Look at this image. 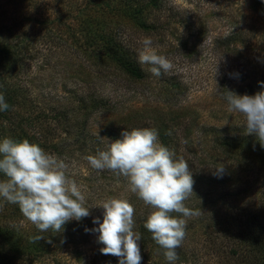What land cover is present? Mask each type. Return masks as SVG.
Returning a JSON list of instances; mask_svg holds the SVG:
<instances>
[{"label": "rangeland", "instance_id": "rangeland-1", "mask_svg": "<svg viewBox=\"0 0 264 264\" xmlns=\"http://www.w3.org/2000/svg\"><path fill=\"white\" fill-rule=\"evenodd\" d=\"M127 1L0 0V43H9L11 55L17 56L2 77L16 82L18 94L24 97L8 120H0V140L21 139L16 123L23 119V131L45 140V151L70 164L88 205L95 206L90 216L71 220L79 229L68 240L40 232L22 213L17 214L15 204L0 198V228L11 229L16 240L14 262L119 264L118 257L100 251L104 245L98 241L99 233L86 231L99 227L93 223L95 218L103 222L104 209L99 205L109 198L128 199L134 205L137 232L154 209L130 191L124 177L93 169L85 157L105 150L115 141L113 135L122 139L126 129L164 127L171 130L169 148L184 157L194 179V193L186 206L202 212L185 218L186 238L176 250L175 264H241L242 253H230L238 248L237 241L228 245L220 231L236 217L260 208L264 157L259 154H264V147L255 134H247L244 117L228 111L222 93L245 95L239 88L250 81L258 83L256 93L264 91V0H160L147 13L151 26L147 30L131 19L117 20L111 10H126ZM83 10H99L98 26L106 24L132 51L144 78L124 73L116 61L99 60L98 50L84 53L88 46L81 30L88 14ZM253 10L260 11V16ZM231 33L235 44L227 45ZM144 37H151L158 53L172 60L171 72L155 77L147 71L150 65L138 63ZM0 64L11 61L0 58ZM233 136L244 138L247 145L232 150L219 146L225 137ZM218 163L225 165L222 176L214 174ZM37 235L44 238L33 243ZM138 244L141 264H169L165 250L147 229ZM37 245L44 250L33 255L26 252ZM9 248L0 240L4 262Z\"/></svg>", "mask_w": 264, "mask_h": 264}, {"label": "clouds", "instance_id": "clouds-1", "mask_svg": "<svg viewBox=\"0 0 264 264\" xmlns=\"http://www.w3.org/2000/svg\"><path fill=\"white\" fill-rule=\"evenodd\" d=\"M140 43L138 63L150 65L148 72L160 77L173 70L172 60L158 53L151 37H144ZM222 95L228 111L241 114L247 134H255L264 147V91L238 95L226 90ZM10 107L0 92V112ZM167 134L171 135V130ZM121 135L123 139L111 142L105 150H97L95 155H87L85 159L95 170L107 169L124 177L130 191L154 209L144 227L165 250L169 264H175L179 259L176 250L186 238L185 218L202 214L201 209L189 208L185 203L194 193L189 164L159 141L155 128L126 129ZM214 169V174L222 176L225 165L218 163ZM0 174L4 177L0 178V198L18 205L23 216L42 233L61 232L67 222L81 221L90 216V209L95 207L88 205L83 186L70 173V164L28 139L5 137L0 140ZM99 206L104 209L103 222L95 218L93 223L99 227L86 231L99 233L98 241L104 245L100 250L102 254L118 257L119 264H141L138 241L142 237L134 231V205L125 198H109ZM43 238L34 236L32 242Z\"/></svg>", "mask_w": 264, "mask_h": 264}, {"label": "trees", "instance_id": "trees-1", "mask_svg": "<svg viewBox=\"0 0 264 264\" xmlns=\"http://www.w3.org/2000/svg\"><path fill=\"white\" fill-rule=\"evenodd\" d=\"M159 2L160 0H141V1L128 0L126 2V6H127L126 10H111V11L114 12L117 20H121L122 17L127 18L128 20L131 19L137 27L140 28L142 27L144 30L145 29L147 30L148 28L151 27L147 25L146 22L148 16L147 13L153 11L154 8L158 7ZM253 11L260 16L259 14L260 11L258 10H253ZM83 12L84 14L85 13L88 14L87 16H85L87 20L83 22L84 31L81 30L80 28V30L83 33L82 35H84V37L86 36V40H83L84 45L86 44L88 46V48L85 49L84 53H86L87 51L93 52V50H98L102 53V55L99 56L98 58L99 60H106L112 64H114V62L116 61V67H119V69L122 70L124 73L129 74L135 79L140 80L144 78V73L142 72L139 65L136 64V61L133 58L132 51L127 46L123 45V42L121 40H119L117 37H114L112 33L108 31L109 29L106 24L105 26H103L102 24L98 26L97 19L98 17L99 19L101 18L99 10H83ZM261 12L264 13V10H261ZM231 34L232 35L229 36L230 38L228 37L227 40L225 41L227 45L235 44L236 38L233 35V33ZM232 37H234L235 39ZM9 45L10 44L7 42L0 43V58L5 59L6 63H9V61H11V64L9 65L6 64V66L0 64V92H2L5 95V101L11 107L7 111L0 112V120H8V114L10 115L14 114L15 109L18 107L17 104L22 100V98L24 99V97L18 94V90L20 89V87L16 86V82H14L13 84L11 82L10 83H8L7 81L5 82L2 77L4 76V74H6L5 72H8L9 68L12 67V64L16 62V60L14 61V59L17 56L11 55V51L10 49H8ZM90 48H92L91 49L92 51L90 50ZM3 53L4 56L2 55ZM7 68L8 70H6ZM6 79H8V77ZM258 89H259L258 83L250 81L247 82L243 88L242 87L239 88V93L242 94L247 93L254 95V93H256ZM39 113L40 111L38 112V114ZM16 119H17V114H16ZM21 120L20 122L16 123V127L18 128L19 133L20 134L22 133V138L16 140L28 139L30 142L37 143L42 148H45L46 147L45 140L41 141V139H38L37 136L36 137L34 135L30 136L28 135V133L23 131L24 128L21 126ZM1 130L3 131V125H0V132ZM158 131H159L158 133H159L160 142L169 148L170 145L169 141L171 142V138L167 134L168 131L165 130L164 127L163 128L159 127ZM113 136L115 137V140L121 139V136H116V135ZM243 140L245 139L237 136H233L231 138L225 137L221 142H219V146L220 147L223 146L226 150L239 149V148L242 149L243 145L245 146L247 145ZM259 155L262 158L264 157V154L263 155L259 154ZM16 211H18L17 214L21 213L18 205H16ZM228 224H229L228 226L227 224L224 225L220 232L221 235L222 234L224 235L225 242L228 243V245H231L237 241L236 246L238 248H231L230 253L233 256H238L242 253V257L240 260L241 264H243L244 262L245 264H264V190H263V199L260 208L256 210L250 209L248 212L244 213V215L236 217L232 222ZM77 228L79 229V224L77 222L69 221L63 226V230L61 232H58L57 234L61 237L62 236L67 237V239L70 240L69 237L71 236V234L73 233L75 234V231L78 230ZM10 231L11 229H9L8 227L3 226L2 229L0 228V240L3 239L4 242L8 244V246H11V248H9L8 250V252L11 254L9 256L8 253V255L5 256L6 257L5 259H7L5 262L1 258L3 254L0 252V254H2V256H0V262H3L4 264H16V262H14L16 260V240L14 241L12 240L14 234L12 231L11 232ZM138 231L140 232L141 237L143 239L144 235L146 234V228L144 226L143 227L140 226ZM47 233L50 235L51 238H54V236H56L55 235L56 233H53L51 230H49ZM29 250L30 251H26V252L39 253L43 251L44 248L41 245H37L35 247L30 246ZM67 252H68V248L66 249V253ZM76 254L78 257L82 255V253L80 252H76Z\"/></svg>", "mask_w": 264, "mask_h": 264}]
</instances>
